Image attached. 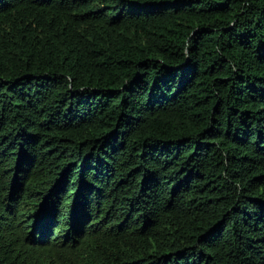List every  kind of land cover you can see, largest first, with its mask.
<instances>
[{
    "label": "trees",
    "instance_id": "1",
    "mask_svg": "<svg viewBox=\"0 0 264 264\" xmlns=\"http://www.w3.org/2000/svg\"><path fill=\"white\" fill-rule=\"evenodd\" d=\"M0 264H264V0H0Z\"/></svg>",
    "mask_w": 264,
    "mask_h": 264
}]
</instances>
